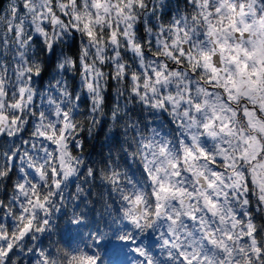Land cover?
Here are the masks:
<instances>
[{"label":"snow or ice","instance_id":"1","mask_svg":"<svg viewBox=\"0 0 264 264\" xmlns=\"http://www.w3.org/2000/svg\"><path fill=\"white\" fill-rule=\"evenodd\" d=\"M0 264H264V0H0Z\"/></svg>","mask_w":264,"mask_h":264}]
</instances>
